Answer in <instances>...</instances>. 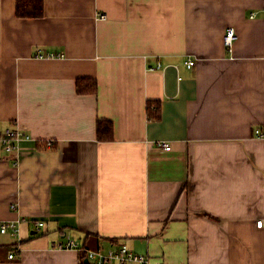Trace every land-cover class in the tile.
<instances>
[{"label": "crops", "instance_id": "0c3cea01", "mask_svg": "<svg viewBox=\"0 0 264 264\" xmlns=\"http://www.w3.org/2000/svg\"><path fill=\"white\" fill-rule=\"evenodd\" d=\"M17 2L0 0V135L30 138L0 149V221H19L0 264H92L115 242L149 264H264V0ZM63 229L82 250L55 246Z\"/></svg>", "mask_w": 264, "mask_h": 264}, {"label": "built area", "instance_id": "2783aa9c", "mask_svg": "<svg viewBox=\"0 0 264 264\" xmlns=\"http://www.w3.org/2000/svg\"><path fill=\"white\" fill-rule=\"evenodd\" d=\"M101 19H105L107 14L104 12L99 13ZM237 38L236 29L232 26L228 27L224 36V44L226 47L231 48L234 41ZM188 67L195 65L196 60L188 58L184 61ZM256 136L264 138V125L257 127L255 129ZM30 135L20 128H13L7 130L5 133L0 135V149H4L8 152L19 151L20 143L23 140L29 139ZM158 146L166 150L171 149L170 142L166 140H160ZM19 221L7 220L0 221V231L3 233L12 232L14 235L19 233ZM37 227L43 226L45 223L43 221L34 222ZM264 224V219L261 218L257 221V226L262 227ZM64 240L57 242L55 246L61 248H78L82 250L81 245L63 229ZM85 258L92 264H149V256L145 253H140L134 251L125 242H115L109 248H89L85 249ZM11 258L15 256L12 252L9 255Z\"/></svg>", "mask_w": 264, "mask_h": 264}, {"label": "trees", "instance_id": "16d2710c", "mask_svg": "<svg viewBox=\"0 0 264 264\" xmlns=\"http://www.w3.org/2000/svg\"><path fill=\"white\" fill-rule=\"evenodd\" d=\"M43 11V0H18L17 2V13L22 16H39ZM96 82L87 81L85 78H79L77 80V90L80 93L94 92L96 89ZM155 107V108H154ZM152 107L149 105L150 117H156L157 111L155 113L154 109L159 108L157 106ZM112 122L108 120H100L98 123V134L101 139L106 137H112ZM85 258V251L82 252Z\"/></svg>", "mask_w": 264, "mask_h": 264}, {"label": "water", "instance_id": "95a60500", "mask_svg": "<svg viewBox=\"0 0 264 264\" xmlns=\"http://www.w3.org/2000/svg\"><path fill=\"white\" fill-rule=\"evenodd\" d=\"M88 262V260H86Z\"/></svg>", "mask_w": 264, "mask_h": 264}]
</instances>
